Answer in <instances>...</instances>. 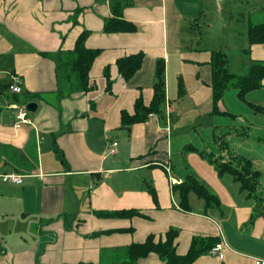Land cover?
Here are the masks:
<instances>
[{
	"label": "crops",
	"instance_id": "obj_1",
	"mask_svg": "<svg viewBox=\"0 0 264 264\" xmlns=\"http://www.w3.org/2000/svg\"><path fill=\"white\" fill-rule=\"evenodd\" d=\"M126 1L131 5L123 16L138 25L139 31L135 34H104V19L112 15L111 0H0V229L8 234L10 244L8 249L0 248V264H101L102 249L110 248L118 253L133 243L144 242L150 234L163 235L171 228L181 231L177 241L180 255L188 252L193 236L218 237L228 243L224 259L210 251L194 264L264 261V217L256 220L251 235L243 236L236 234L239 222L235 224L232 220V224L229 222L223 229L216 218L205 216L203 211L193 209L192 213H187L180 209L168 174L156 166L159 162L167 165L171 162L169 130L160 126L156 116L146 123L135 124L131 135L121 128L122 111L133 113L138 97L146 104L152 102L158 59H164L166 64L170 100L167 110L172 111V99L176 98L195 104L192 112L197 113V122L207 116L211 118V52L221 48L230 50L224 40L232 28L233 40L239 42L242 53L247 48L245 44L248 45L249 21L256 13L264 15V3L260 4V0ZM214 19L223 23L224 37L211 41L206 31L214 29ZM201 22L205 23L206 30L201 28ZM238 27H242L241 33ZM86 30L92 32L87 46L103 49L91 71L99 92L100 88L105 92L106 82L98 85L105 66H111L112 71L118 58L139 52H145L146 60L143 68L127 83L118 72L115 76L111 73L114 93H108L112 99L104 100L103 105L93 98L96 91L93 90L87 95L74 93L71 98L63 99L59 111L46 103L57 91L56 64L38 52L72 50ZM250 51L252 61H264V44L252 46ZM13 75L20 77L23 95L31 98L39 94L43 99L24 101L26 97L22 94L15 98L9 91ZM180 81L186 93L179 98ZM262 83L259 91L248 96L249 102L258 106H264V80ZM118 86L122 89L116 94ZM231 94L236 98L235 93ZM91 99L94 108L88 102ZM236 100L240 102L239 98ZM32 102L38 105L37 111H27L29 123H21L18 116L22 108ZM241 104L236 101L239 109ZM249 110V120L255 121L257 113L250 107ZM246 122L248 129L263 133L264 126L258 130ZM55 135L68 167L52 151ZM236 135L245 141L251 138L246 131ZM118 137L127 138L123 148ZM262 139L235 153L253 160L255 166L258 154L251 149L264 151ZM113 143L118 145L116 155L109 154ZM148 169L147 175L134 176L135 171L142 173ZM10 172L25 176L23 184H5L1 176ZM146 177H150L148 182L156 188L160 209L145 191ZM182 177L172 178L173 183H180ZM97 180L100 183L95 186ZM135 209L146 217L132 221L105 220L94 214ZM64 215L76 217L70 230L66 229ZM237 216L245 221L249 213L239 211ZM24 222L34 225L35 234L24 229ZM131 227L134 233L93 235ZM14 228L15 234L12 233ZM1 238L0 234L3 244ZM40 251L43 252L39 256ZM142 263L161 264V261L150 255Z\"/></svg>",
	"mask_w": 264,
	"mask_h": 264
},
{
	"label": "trees",
	"instance_id": "obj_2",
	"mask_svg": "<svg viewBox=\"0 0 264 264\" xmlns=\"http://www.w3.org/2000/svg\"><path fill=\"white\" fill-rule=\"evenodd\" d=\"M111 3H113L112 15L109 18L104 19L102 29L104 34L129 35L138 33V25L130 20H127L125 16H123V12L129 5H131V3L126 0H111ZM75 23H77L76 20L74 21V24ZM248 26L249 29L247 37L249 46L242 51V54L251 58V47L257 44H264V21L256 23L249 21ZM91 35V31H83V33L76 40L72 50H64L63 48H60L56 53L38 52L40 56L50 58L56 64L57 91L54 92L55 97L53 98V101L47 99L48 102L46 103L53 105L59 111L61 109L60 102L63 99L71 98L74 93L87 95L89 92L96 90V79L92 78L91 71L97 59L101 56L103 49H93L87 46V41ZM145 60V52H139L118 58L115 66L117 67L122 80L127 83L143 68ZM229 64L230 55L227 48H221L211 52L209 65L212 70L211 89L213 99V115L217 113L226 115L225 112H221L219 110V103L224 99L223 97L225 93L230 90V88L237 89L238 98H240L242 102L247 103V105L255 113L264 114V106H258L247 102V95L249 93L259 91V89L263 87L264 61L256 62L250 59L248 71L244 75L235 74L232 70H230ZM166 74L165 60L158 59L155 66V81L153 83L152 102L150 104H146L140 96L135 100L136 102L133 113L130 114L127 111H122L121 128L127 130L130 135L132 133L131 129L135 124L146 123V121H148L152 116H159L162 112V106L167 101ZM102 75L106 82L104 87L105 91L109 94H113L114 80L111 74V66H105L102 71ZM185 93V87L180 81L179 98L184 96ZM26 95L28 96V94H22L23 98H25ZM20 96L21 94L14 95L15 98ZM36 97L43 99L42 95H31V98ZM31 98L26 97L24 101H28V99ZM88 102L91 103L92 108L95 107V103H93L92 100H88ZM57 139L58 138L55 135L52 145L54 147L56 157L61 163H63V165L68 167V160H66L64 151L58 147L56 142ZM214 139L215 143L221 147L222 152L229 151V159L226 160L221 156L215 157L214 154H210L207 155L208 161L214 166L218 177L230 176L232 182L238 185L239 194L244 195L246 200H254L257 204L256 210L258 211V209L264 205V196L259 190L262 171H259L254 166L253 160L229 150L230 146L226 140V136H218L216 132ZM187 148L188 150H198L192 144H189ZM200 155L202 156V154ZM159 163L160 164H156V166H159L161 169H164V167L167 166V163L165 162ZM150 166L153 165L150 164ZM99 183L100 181L97 180L94 185L97 186ZM145 186V191L151 195L156 207L160 209L158 194L155 186L151 185L149 182H145ZM172 191L175 199L179 200L180 209L184 212H193V206L190 199L192 194L204 202L205 216H210L208 212L211 210L220 211L222 209L221 199L210 190L207 184L200 181L198 176L192 171L187 172L186 176L182 177V181L180 183L173 184ZM220 212L223 213V211ZM94 214L99 219L105 220L126 219L132 221L135 218L146 217V215L138 209L106 212L96 211ZM259 214L261 216V212ZM64 217L66 229L70 230L73 227L76 217L75 215L73 217L64 215ZM121 232L134 233L135 229L131 227L121 230H107L104 232L94 233L93 235H107ZM180 233V229L171 228L163 235L150 234L144 242L133 243L132 245L119 250L120 252L118 253L112 252L114 255L123 253L124 259L120 261V259H115L111 256L108 258L112 261L108 264H143L142 261L149 259L150 255L157 256L161 261V264H194L199 258L209 253L213 247L221 242L218 237L208 236L207 238H204L201 236H193L188 252L184 255H180L178 254L177 242ZM40 253L38 254L39 256L42 254ZM104 261L105 259H103V262Z\"/></svg>",
	"mask_w": 264,
	"mask_h": 264
},
{
	"label": "rangeland",
	"instance_id": "obj_3",
	"mask_svg": "<svg viewBox=\"0 0 264 264\" xmlns=\"http://www.w3.org/2000/svg\"><path fill=\"white\" fill-rule=\"evenodd\" d=\"M259 3H264V0H260ZM211 14V13H210ZM248 17V15H245ZM264 15L261 13H256L252 15V21L254 23L256 22H263ZM214 22V29L207 30L206 36L210 38L211 41H214L215 38H223L224 37V27L222 22H218L215 19L212 20ZM247 24V23H245ZM201 28L203 30H206L205 23L201 22ZM245 28V27H244ZM242 27H238V30H240L241 33ZM233 29L230 28L228 30V34L225 37V43L230 48L228 50V53L230 55V64L229 68L237 75H244L248 71V67L250 65V58L246 55L240 53L239 48L240 44L238 41L233 40ZM196 34L199 35V30L196 31ZM248 31L246 33L247 37ZM206 37V38H207ZM241 39V38H240ZM248 41V37H247ZM245 46H249L245 44ZM118 72L117 67L113 66L111 73L113 76L116 75ZM121 81V80H120ZM102 82H105V79L102 77L98 81V85H102ZM177 87V83H176ZM121 87H117L116 94L119 90H121ZM178 90V87H177ZM231 93H235L236 98H238V90L235 88H230L225 95L224 99L219 103L221 109V112H225V114H214L211 118L207 116V118L203 119V121L197 122V113L192 112L193 108L196 107L195 104H193L190 101L184 102L183 100H173L172 99V111L170 109L167 110V108H170V100L167 95V101L162 106V112L159 116H156V118L160 122V126L163 129L169 130V143H170V157L171 162L169 165H167L170 168L171 173L166 171L164 168L163 170L168 174L169 181H172V178H178L179 176H186L187 172H194L200 181H202L204 184H207L210 188V190L221 199L222 202V209L220 211L217 210H211L209 211V215L213 216L218 220L219 226H222L223 229L226 228L225 225H228L229 222L232 224V220L236 223L239 222V231L236 229V234L243 235V236H249L251 235L255 230V222L260 217H264V205L263 207H260L258 211L256 210L257 204L254 200H246L244 195H240L238 191V185L232 182V179L230 176L225 177H218L217 171L214 169V166L208 161L207 155L214 154L215 157L221 156L225 158L226 160L229 159V151H221V147L215 143L214 135L217 132L218 136H226V140L229 143L230 149L232 152H239L241 150H246L247 145L251 142L257 143L256 139L264 138V131L263 133H257L256 130H250L247 127H245V122L248 121L253 124L258 130L261 126H264V114H257L256 120L251 121L250 119V110L247 103H244L240 100L242 103L239 109L236 107V101L240 103L236 98L233 97ZM93 98L96 100H99L101 104L103 105L104 100L112 99L111 96L105 91H103L102 88L99 90L94 91L92 94ZM249 94L247 95V102H249ZM51 98V97H50ZM90 98V97H89ZM101 98V99H98ZM106 98V99H105ZM92 100V99H91ZM53 101V98L52 100ZM251 103V102H250ZM244 104V105H243ZM244 107V108H243ZM178 109L181 110V112H178ZM231 114L236 115V117H232ZM231 115V116H230ZM216 117V118H215ZM247 123V122H246ZM218 126V128H217ZM126 133H129L127 130L123 129ZM251 136L249 140H244L239 135L245 132ZM231 132V134H228ZM240 132V133H239ZM227 133V135H226ZM128 135V134H127ZM121 144H123L122 148L125 145V141L127 138L125 137H118ZM237 139V140H235ZM264 141V139H262ZM107 142V140H105ZM189 144H192L195 148H197V151L194 150H188ZM258 144V143H257ZM261 145L264 146V143H261ZM240 146V147H239ZM53 147V146H52ZM239 148V149H238ZM252 152L255 154H258V159L256 157L255 159V167L260 168L263 172L262 179L260 180V193L264 196V151L261 149L259 152H256V149L252 148ZM54 151V147L53 150ZM55 152V151H54ZM203 152V153H202ZM246 152V151H244ZM202 154V156L200 155ZM256 155V154H255ZM145 158V157H144ZM126 166V165H124ZM150 170L146 171H135L134 176H137L139 174L147 175ZM147 178V177H146ZM147 182L150 181V177L147 178ZM151 183V182H150ZM10 185V184H8ZM191 203L193 206V209L195 211H199L204 213V202L200 199H198L194 194L191 195ZM239 211L244 213H249V216L245 221L242 219H238L237 213ZM250 211V212H249ZM261 212V216L260 213ZM243 221V222H242ZM22 222V221H21ZM21 222H19V225L21 226ZM25 226L24 229L30 230L33 233L32 228L34 225L31 226L28 225L26 222H24ZM233 224V225H235ZM17 231L21 234L22 230H20V227L17 228ZM16 229L14 228L12 233L15 234ZM0 234L2 235L3 244L0 243V248L8 249L7 247L10 246L8 243V234H4V231L0 229ZM35 234V233H33ZM32 245V242L29 243ZM113 249H102L101 252V259H105L101 264H108L112 260L108 257H113L115 259H120L122 261L123 253L114 255L112 254ZM41 253L43 251H40ZM40 253V254H41ZM240 254V253H238ZM247 261V259H245Z\"/></svg>",
	"mask_w": 264,
	"mask_h": 264
},
{
	"label": "built area",
	"instance_id": "obj_4",
	"mask_svg": "<svg viewBox=\"0 0 264 264\" xmlns=\"http://www.w3.org/2000/svg\"><path fill=\"white\" fill-rule=\"evenodd\" d=\"M11 83L9 86V91H11L14 95H19L22 94L23 91V87H22V81L20 79V77H18L17 75H13L11 76ZM22 113L19 114L18 119H20L21 123H29V120L26 119L27 116V109L24 106L22 108ZM117 148L118 145L117 143H113L112 147L109 151L110 155H116L117 154ZM166 169V171H168L169 173H171L170 168L168 166L164 167ZM3 179V182L6 184H10V185H15V186H20L21 184H23L25 176L23 175H18L14 172H10V173H5L4 175L1 176ZM172 184L173 180L171 181ZM226 248H229L228 243L223 239V241H221L220 243H218L215 247L212 248L211 253L214 255H217L221 260L224 259L225 255H224V250ZM256 264H264V261L262 260H256Z\"/></svg>",
	"mask_w": 264,
	"mask_h": 264
},
{
	"label": "water",
	"instance_id": "obj_5",
	"mask_svg": "<svg viewBox=\"0 0 264 264\" xmlns=\"http://www.w3.org/2000/svg\"><path fill=\"white\" fill-rule=\"evenodd\" d=\"M26 109L29 113L36 112L38 105L35 102L26 104Z\"/></svg>",
	"mask_w": 264,
	"mask_h": 264
}]
</instances>
